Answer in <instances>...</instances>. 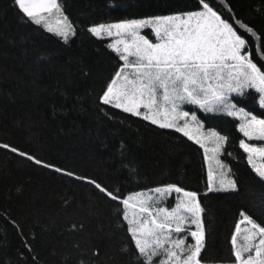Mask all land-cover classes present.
Wrapping results in <instances>:
<instances>
[{"label": "trees", "instance_id": "1", "mask_svg": "<svg viewBox=\"0 0 264 264\" xmlns=\"http://www.w3.org/2000/svg\"><path fill=\"white\" fill-rule=\"evenodd\" d=\"M58 1L74 25L67 42L29 20L15 0H0V144L35 158L0 148V264H140L119 201L89 181L120 198L170 184L197 193L203 264H233L241 213L264 227V178L240 147L237 120L199 111L227 137L222 159L236 182L235 190L208 191L198 143L101 102L123 61L107 38L89 32L99 23L196 11L201 0ZM204 2L236 28L264 71V0ZM258 98L254 89L234 97L264 118Z\"/></svg>", "mask_w": 264, "mask_h": 264}, {"label": "snow or ice", "instance_id": "2", "mask_svg": "<svg viewBox=\"0 0 264 264\" xmlns=\"http://www.w3.org/2000/svg\"><path fill=\"white\" fill-rule=\"evenodd\" d=\"M202 2V10L184 15L132 19L115 24H100L89 28L97 38L113 37L108 43L123 64L115 72L106 90L100 97L104 104L122 109L132 115L141 116L161 128H174L189 139L195 140L205 149V159L215 160L216 167L226 166L217 159L227 137L215 131L208 132L204 139L215 146L205 147L199 135L189 131V112L182 105L195 104L205 111H225L230 116L243 115L240 131L248 140L264 141V119L243 109H237L229 101L227 93L243 95L246 89L259 93V105L264 108V71L244 52L247 41L238 34L232 24ZM15 4L29 20L43 25L47 31H55L65 42L74 29L66 15L62 14L58 0H15ZM60 13L56 23L62 28L53 29L47 16ZM240 29L255 36L253 29L236 21ZM150 28L155 42L141 34ZM115 30V31H113ZM145 109L141 112L140 109ZM163 117V120L159 119ZM184 121L180 125L179 121ZM199 134L203 128L196 116L191 115ZM240 147L249 154V163L257 174L264 178V164L256 165L255 156L264 159V145L257 146L240 141ZM0 148L16 153L18 150L7 144ZM212 156H208V152ZM28 159L35 158L18 152ZM40 164L41 161L35 160ZM61 171L60 169H56ZM221 176L226 173L221 172ZM214 172L208 171V191L235 190L231 179H221L220 187L213 186ZM95 188L113 201H119L120 212L128 225L140 264H203L201 253L204 249V228L201 219L203 209L197 193L185 191L176 185L157 187L151 193L139 192L120 198L95 181H89ZM182 194L172 208L163 202L172 194ZM243 219L236 224L231 237L233 264H264V227L256 224L249 216L241 213ZM251 228L243 230L241 224ZM195 230H192V226ZM183 234V235H181ZM191 237L194 243H188ZM258 238V240H257Z\"/></svg>", "mask_w": 264, "mask_h": 264}, {"label": "rangeland", "instance_id": "3", "mask_svg": "<svg viewBox=\"0 0 264 264\" xmlns=\"http://www.w3.org/2000/svg\"><path fill=\"white\" fill-rule=\"evenodd\" d=\"M58 3H59V1H58ZM59 5H60V3H59ZM60 9H61V11H62V14H63V15H66V14L63 12L61 6H60ZM200 10H202V8L199 9V10H196V11H200ZM196 11H190V12H184V13L166 14V15H158V16H150V17H144V18H138V19H151V18H155V17H163V16L184 15V14L191 13V12H196ZM66 16H67V18H68V21H70V23H71V25H72V28L74 29V25H73V22H72L71 18H70L68 15H66ZM58 18H62V17H61V14H60V13H56L55 11L53 12L52 15L47 16V22L53 27V29H57V28H62V27H63V25H58V24L56 23V21H57ZM127 20H132V19H127ZM123 21H126V20L113 21V22H107V23H99V24L92 25L91 27H93V26H97V25H100V24H105V25H107V24L121 23V22H123ZM41 25H42V24H41ZM42 26H43V25H42ZM113 31H115V30H113ZM52 32H55V31H52ZM141 34L144 35V36H146L148 39L152 40L153 42H155V39H154V36H153L152 30H151L150 28L142 29V30H141ZM105 38L108 39L109 43H110L112 40L116 39L115 36H113V37H111V38H109V37H105ZM247 90H248V89H246V90L244 91V93H245ZM227 95H228L229 101H230L232 104H234V105L236 106L237 109H243L244 112H248V113H250V114H252V115L257 116L258 118L264 119L263 117H261V116H259V115H257V114H254V113L248 111L247 109L243 108L241 105H239V104L235 101L234 97H236V96H242V95H238V94H236V93H227ZM259 95H260V94H259ZM258 99H259V98H258ZM182 110H183V111H187V112H189V114H190L189 117L186 118V119L190 122V123H189V131H191L192 134H193L194 136L199 135L200 138H201V141L205 144V147L211 149L212 147L215 146V145L212 144L209 140L204 139V136H205L208 132L215 131V132L218 133L219 135L224 136V135H222L221 133H219L217 130H215L214 128H208V127L206 126V124L204 123V121L201 119V117H200V115H199V111L206 112V113H221V114L228 115L227 112H225V111H212V112H208V111H205L204 109L200 108L198 105H195V104H187V103H185V104L182 105ZM140 111H141V112H144L145 109L141 108ZM193 114L196 116L197 121H198L201 125H203V128L200 130V133H199V134L195 131L196 123L191 121V115H193ZM229 116H230V115H229ZM232 117H234V118L237 120V127H238V129L240 130V125H241V123L244 122V117H243V115L241 114V115H236V116H232ZM159 119H161V121H162V120H163V117H160ZM178 123H179L180 125H183L184 121L182 120V121H179ZM157 125H158V124H157ZM240 132H241V131H240ZM241 133H242V132H241ZM242 134H243V133H242ZM224 137H225V136H224ZM191 140H193V139H191ZM241 140H245L247 143L255 144V145H257V146H262V145H264V141H261V140H248L244 135H243V138H242ZM241 140H240V141H241ZM193 141L195 142V140H193ZM199 145H200V144H199ZM224 147H225V144L223 145L222 151H221L219 154H217V159H219V161H221V162L226 166L224 169H219V168H217V167H216V162H215V160H211V159L206 160V159H205V161H206L207 175H208L209 167H211V168L213 169V172H214L213 186H214L215 188H219V187H220V180H221L222 178H223V179H231V180H233V181L235 182V179H234V177L232 176V173H231V171H230V166H229V164L226 163V162L222 159V152H223ZM202 149H203V151H204V155H205V149H204V148H202ZM212 155H213L212 152L209 151V152H208V156L211 157ZM248 156H249V154L247 153V159H248ZM253 159H254V161H255V163H256L257 166H259L260 164H264V159L260 158L259 156H255ZM248 163H249V160H248ZM249 164H250V163H249ZM250 166L253 168V166H252L251 164H250ZM254 171H255V170H254ZM221 172L226 173V176L222 177V176H221ZM255 172H256V171H255ZM256 173H257V172H256ZM235 184H236V182H235ZM170 185H172V184H170ZM165 186H168V185L156 186V187H153V188H148V189H144V190L135 191V192L129 193L127 196L132 195V194H135V193H139V192H147V193H151V190H153V189H155V188H157V187H165ZM229 190H231V189H229ZM185 191H187V190H185ZM227 191H228V190H227ZM190 192H192V191H190ZM181 195H182V194L172 193V194H171V195H170V196H169V197L163 202V206H164V207H167V208H172V207H174L175 204L178 202V197L181 196ZM127 196H126V197H127ZM197 198H198V194H197ZM201 219H202V217H201ZM242 219H243V218H242ZM240 221H241V220H240ZM246 228H251V225H249V224H247V223L241 224V235L243 234V230L246 229ZM192 230H195V226H194V225L192 226ZM181 235H183V234H181ZM257 240H258V238H257ZM187 242H188V243H194V241L192 240L191 237L188 238V241H187Z\"/></svg>", "mask_w": 264, "mask_h": 264}]
</instances>
